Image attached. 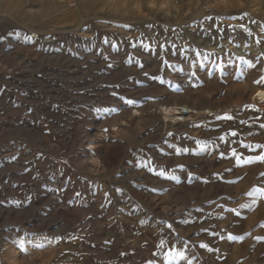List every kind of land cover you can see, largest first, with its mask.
Listing matches in <instances>:
<instances>
[{
	"label": "rangeland",
	"instance_id": "1",
	"mask_svg": "<svg viewBox=\"0 0 264 264\" xmlns=\"http://www.w3.org/2000/svg\"><path fill=\"white\" fill-rule=\"evenodd\" d=\"M260 156L264 0H0V264H264Z\"/></svg>",
	"mask_w": 264,
	"mask_h": 264
},
{
	"label": "bare ground",
	"instance_id": "2",
	"mask_svg": "<svg viewBox=\"0 0 264 264\" xmlns=\"http://www.w3.org/2000/svg\"><path fill=\"white\" fill-rule=\"evenodd\" d=\"M174 113H175L177 116H180V115H182L183 113H184V114H188V109H187L186 106L176 107L175 110H174Z\"/></svg>",
	"mask_w": 264,
	"mask_h": 264
},
{
	"label": "snow or ice",
	"instance_id": "3",
	"mask_svg": "<svg viewBox=\"0 0 264 264\" xmlns=\"http://www.w3.org/2000/svg\"><path fill=\"white\" fill-rule=\"evenodd\" d=\"M227 119H231V117H227ZM233 135H235V133H232ZM233 155H235V152L233 151ZM258 159L259 160H261V161H264V156H260V157H258ZM255 194V192H250V193H248V195H254ZM261 195H264V192H261ZM230 239H231V237H230ZM202 247H206L205 245H202Z\"/></svg>",
	"mask_w": 264,
	"mask_h": 264
}]
</instances>
